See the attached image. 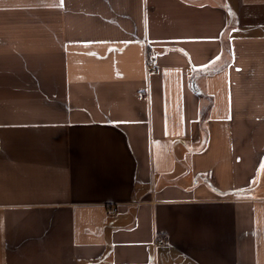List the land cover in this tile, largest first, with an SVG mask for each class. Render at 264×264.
<instances>
[{
    "label": "crops",
    "instance_id": "0c3cea01",
    "mask_svg": "<svg viewBox=\"0 0 264 264\" xmlns=\"http://www.w3.org/2000/svg\"><path fill=\"white\" fill-rule=\"evenodd\" d=\"M0 264H264V0H0Z\"/></svg>",
    "mask_w": 264,
    "mask_h": 264
},
{
    "label": "built area",
    "instance_id": "2783aa9c",
    "mask_svg": "<svg viewBox=\"0 0 264 264\" xmlns=\"http://www.w3.org/2000/svg\"><path fill=\"white\" fill-rule=\"evenodd\" d=\"M155 67V65L153 63H151L148 59L146 60V70L147 72H149V70L153 69ZM165 240L163 238L160 237H156L154 240V253H156V249L159 246L164 245Z\"/></svg>",
    "mask_w": 264,
    "mask_h": 264
},
{
    "label": "snow or ice",
    "instance_id": "6c2138e0",
    "mask_svg": "<svg viewBox=\"0 0 264 264\" xmlns=\"http://www.w3.org/2000/svg\"><path fill=\"white\" fill-rule=\"evenodd\" d=\"M234 31H235V29H234ZM237 71H239V69H237Z\"/></svg>",
    "mask_w": 264,
    "mask_h": 264
}]
</instances>
